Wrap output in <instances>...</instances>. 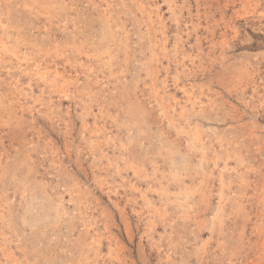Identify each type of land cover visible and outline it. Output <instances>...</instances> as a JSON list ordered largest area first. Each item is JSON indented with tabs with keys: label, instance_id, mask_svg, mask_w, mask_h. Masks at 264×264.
Listing matches in <instances>:
<instances>
[{
	"label": "rangeland",
	"instance_id": "obj_1",
	"mask_svg": "<svg viewBox=\"0 0 264 264\" xmlns=\"http://www.w3.org/2000/svg\"><path fill=\"white\" fill-rule=\"evenodd\" d=\"M0 264H264V0H0Z\"/></svg>",
	"mask_w": 264,
	"mask_h": 264
}]
</instances>
